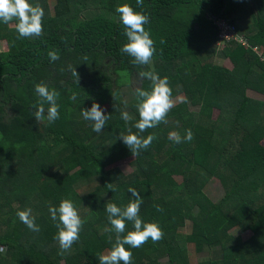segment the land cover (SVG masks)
<instances>
[{
	"label": "trees",
	"instance_id": "1",
	"mask_svg": "<svg viewBox=\"0 0 264 264\" xmlns=\"http://www.w3.org/2000/svg\"><path fill=\"white\" fill-rule=\"evenodd\" d=\"M49 1L29 0L44 10L39 37L19 38L15 22H0V264H100L99 254L115 241L114 230L105 231V205H127L134 199L129 187L142 197L140 218L164 233L157 243L125 245L132 264H264V0H52L53 12ZM123 4L149 17L151 65H134L120 51L127 38L115 8ZM246 20L253 31L242 36L238 23ZM221 22L245 45L233 41L218 52ZM49 52L59 59L51 61ZM153 69L167 78L173 99L183 100L167 124L143 133L132 127L144 138L157 136L133 157L119 137L139 119L138 73ZM41 82L59 93V119L51 124L34 116ZM142 86L149 90L150 81ZM93 102L110 115L100 133L80 114ZM125 110L134 117L128 124ZM179 129H190L193 139L174 143L169 133ZM126 159L130 173L106 170ZM213 179L223 191L216 202L207 193ZM61 199L85 221L65 252L48 212ZM27 208L39 232L16 215Z\"/></svg>",
	"mask_w": 264,
	"mask_h": 264
},
{
	"label": "clouds",
	"instance_id": "2",
	"mask_svg": "<svg viewBox=\"0 0 264 264\" xmlns=\"http://www.w3.org/2000/svg\"><path fill=\"white\" fill-rule=\"evenodd\" d=\"M143 0H137V4H142ZM119 16V22L124 26V35L127 38L120 51L132 58V63L137 66H148L152 64L155 53L154 42L150 37V32L145 30L144 25L149 22V17L140 12H136L128 4L119 5L115 8ZM44 10L40 4H31L29 0H0V22L8 24L15 22V29L19 38L39 37L43 32ZM223 47L217 46L218 52ZM51 61H56L59 56L56 52H49ZM68 70L73 76L78 78V73L71 65ZM138 80L141 82L135 88L136 104L139 119L131 127L127 128V134L121 133V140L130 150L133 157L138 156L142 150H146L153 140L157 139L155 134H150L146 138L133 133L132 127H135L139 133L147 129L155 128L160 123L167 124V115L174 107L172 89L169 86L166 77L161 78L153 70L140 71ZM144 80L150 81V89L146 90L142 86ZM78 82V79H77ZM35 92L40 98L36 105L34 113L37 121H47L51 124L59 119V105L57 99L59 93L55 90H49L43 82L35 85ZM75 99V97H73ZM187 102L186 98L185 101ZM125 108L128 101H123ZM45 104L48 105L45 109ZM81 116L84 120L90 121L92 130L96 133L103 131L110 115H105L101 106L93 102L88 109L81 108ZM121 118L126 124L134 120V117L128 111H122ZM169 139L176 144L184 141H191L193 134L190 129L185 130V135L181 137L179 132L169 133ZM111 191H115L112 183L107 184ZM131 193L129 203L125 206L118 207L115 203L108 202L105 205L108 223L111 228L105 229L107 232H115V241L112 247L106 253L99 254L100 264H132V252L125 248V245L131 248H139L151 239L153 243L163 239L164 233L156 223L144 222L140 218V206L143 203L139 192L129 187ZM157 211L163 209L156 205ZM50 218L56 222V234L54 239L58 242L61 252L69 250L72 245L79 239L84 220L81 219L79 212L69 199H61L58 207L48 205ZM16 215L26 227L33 231L39 232V226L35 223L32 216V209L27 208L23 211H17ZM126 222L132 223V230L126 231ZM112 240V236H109Z\"/></svg>",
	"mask_w": 264,
	"mask_h": 264
},
{
	"label": "rangeland",
	"instance_id": "3",
	"mask_svg": "<svg viewBox=\"0 0 264 264\" xmlns=\"http://www.w3.org/2000/svg\"><path fill=\"white\" fill-rule=\"evenodd\" d=\"M53 6H54V2L52 0H50L49 1V10H50V12H53ZM248 7L250 8L249 4H248ZM239 23H242V24H239L240 25L239 28L241 30H243V31L244 30H247V28H250L251 27L250 20H246V21L239 22ZM222 47L223 46L221 45L220 48H222ZM4 51H6L5 44L4 43H1L0 44V52H4ZM221 65L224 68H228V69L231 68L230 64L227 61L223 62ZM124 83H126V82H122V84H124ZM136 86H138V85H136ZM173 100H174V106H176L177 104H179L183 100V97L182 96H179V97H177V98H175ZM216 116H217V112H214L213 113V119ZM85 125L86 124H81V126L83 128H85ZM86 129H87V127L84 129V131ZM179 131L178 132L180 133L181 136L185 134L180 129H179ZM101 142H102V139H99L98 144H100ZM261 145L264 148V139L261 141ZM94 146H95V143L93 144V147ZM176 158H177V153H173L171 156H169V159L171 161H174ZM129 162H130V160H127V159L126 160H123L122 162H119V163L115 164L114 166H111L110 168H107L106 170H109V169H112V168H115L116 167V168H119L123 174H128V173H130L133 170L132 168H129ZM174 179L178 183H180V180L181 179L179 177H174ZM208 187H209V189H208L207 193L209 194L208 195L209 198H211L213 202H216L222 196V194H223V191L221 189V186L219 185V183L215 179H213L209 183ZM248 236H249L248 234L243 235V239H246ZM188 254H189L188 256H189L190 262L191 263L195 262L196 258H195L194 251H193L192 248L189 249Z\"/></svg>",
	"mask_w": 264,
	"mask_h": 264
},
{
	"label": "built area",
	"instance_id": "4",
	"mask_svg": "<svg viewBox=\"0 0 264 264\" xmlns=\"http://www.w3.org/2000/svg\"><path fill=\"white\" fill-rule=\"evenodd\" d=\"M236 41L239 44L245 45L244 38L237 36L235 29L225 23H217V46L230 44Z\"/></svg>",
	"mask_w": 264,
	"mask_h": 264
},
{
	"label": "crops",
	"instance_id": "5",
	"mask_svg": "<svg viewBox=\"0 0 264 264\" xmlns=\"http://www.w3.org/2000/svg\"><path fill=\"white\" fill-rule=\"evenodd\" d=\"M243 22V21H242ZM239 24H242V23H238ZM240 27V25L238 26ZM241 30V29H240ZM250 31H253V27H252V24H251V27L250 28H247V30H241V33L243 34L242 36H246V33L250 32Z\"/></svg>",
	"mask_w": 264,
	"mask_h": 264
}]
</instances>
